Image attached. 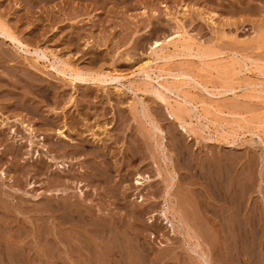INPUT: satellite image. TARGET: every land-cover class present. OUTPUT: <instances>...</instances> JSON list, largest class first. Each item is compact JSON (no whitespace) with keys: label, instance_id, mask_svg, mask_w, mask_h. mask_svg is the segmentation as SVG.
<instances>
[{"label":"rangeland","instance_id":"obj_1","mask_svg":"<svg viewBox=\"0 0 264 264\" xmlns=\"http://www.w3.org/2000/svg\"><path fill=\"white\" fill-rule=\"evenodd\" d=\"M102 1L100 4L90 3V2L87 3V1L86 2L80 1L77 4V3L67 2L66 0H51L48 3L43 2L42 5L40 4L41 2H38V4H35L34 7L29 9L30 11H27L26 10L27 6L26 7L24 6L25 3L22 2V0H0V10L2 12H4L6 15L11 14L10 17L12 16L13 18L14 17L16 18L17 17L16 15H19V14L21 15L23 13L22 14L23 15L22 17L24 18L23 22L22 21L19 22V26L22 29L21 32L23 33L22 34L23 36L25 34H27L28 30L32 29V27H33L34 31L32 33L36 32V36L33 37L34 41L32 42V46L37 45L35 43L38 42L39 47H41V48L47 47V49L51 48V49H53L54 53L56 52L57 55H62L65 51H67V42H66L67 33L70 32V30H72V29H79L83 34L82 37L84 36L82 39H80L78 41V47H77L78 56L77 57H78L79 61H82L83 63L87 62V60L85 58L88 55H84V56H81V55H82L83 51L87 50L86 47L83 46V42L85 44V41H83V40L85 39L88 41V39H90V41H91L90 44H92L93 46L91 45L92 47L90 46L89 50L94 52V59L93 60L95 62L94 63L95 66L97 64V67L102 65L104 68L107 67L106 69H109V68L111 69L112 66H113V68L117 67V64L119 62L121 63V60H122V63H127V64L123 65L124 66L123 68H125V69H121L120 72H123L124 74L126 73V76L129 77L130 79H132L131 82L123 79L122 84L114 83L111 85H107L106 86L107 88L104 86L102 88L96 87L94 85H88V87H83V86L79 87L78 86L77 87L78 90L75 89V91H73L74 89H70L71 86L68 83H66V82H68L67 79L64 80V78H62L60 75H59L60 76L59 77L58 74H55V71H53V69H51L50 67L49 68L47 67L48 69L44 68V65L49 64L46 59H44V60L40 59L39 63H35L34 62V61H36L34 58L35 55H31L34 57H31L29 54L26 55L24 53H23L24 54L23 55L19 51L15 50V49L13 50L11 46H9V47L7 46V49H6V50H8L7 52H10L14 55L12 57L13 59L10 60L11 63L10 62L8 63L9 67H11V68L23 67V68H27V69L29 68L31 70V72H34L39 77L42 76L41 78H44L50 82V85H51L50 88L52 90V100L47 103V102L42 101V99L39 97H34L35 100H33V101L37 107H39L41 110H43L46 113L48 118H50L52 120L55 117L59 118V121H60L59 128L60 129H62L63 123L66 122V121H63L66 119V117L73 118L77 122V128H78L77 132L78 133L79 132L82 133V131L84 130L85 121L86 120L88 122L90 121L92 128L96 132L97 138L100 140L97 139L98 141L94 143L95 148L93 147V148H89V149L90 150H99V149L102 150L104 148L106 150V148L104 147V143L100 142V141H102L101 138L104 139L103 137H105V136H103V135H105L104 134L105 133L104 128L102 127L103 125L102 126L100 125V127L98 129H95V128L98 127L97 126L98 124H103V120H107L106 122L108 125L106 127H108V128L110 126L115 125L116 128L113 129L114 131L111 130L113 135L111 134V131H110V135L112 136V140H114L113 137H115V139H117L118 142L116 143L117 144L116 145V144H114L115 142L112 141V143H111L112 148L111 149H113V152L110 151L111 154L108 155L109 161H111V166H112V170H113V171H111V176H112L111 179L112 180L110 179L108 186L113 185L114 188H117L116 191H118V194H120V196L122 193H125V196L120 197L119 200L114 199V198H112L110 192H108L107 190L104 189L105 184L103 181L95 180L94 181L95 183H94V182H92V181L90 182V180H87L86 178L82 177L85 174L84 175L81 174L82 176L81 175L78 176L77 174H75L76 178L74 176L72 178L75 182L70 181L71 184L69 183V187L71 189L65 195L70 197V200L68 199V201H71V200L74 201L75 199L78 198L77 197L78 196V188L82 187L81 189H85L84 191L86 193H88V194L90 193L89 197L92 199V202L88 201L89 199H87V201H85V202L82 201V203H84V204L88 203L89 204V208L92 210L93 215H91V217H88L87 220L84 219V220H79L77 222L74 221L75 223H73L72 221L69 222L70 224L61 222L60 218L58 217V214L53 209L54 207H52V209H53L52 210L51 207H47L44 204V202L48 201V200L51 201V203H54L56 200H62V199L66 200L64 197L62 198V196H60V195L57 196L54 194H48V189L51 187L52 183H55V180L59 179V176L53 177L52 175H54V173H52L51 175L38 174V173L33 174L32 173V172H34L33 170L31 173H27L25 171V169H23V167H25L27 165H31L32 162L42 163V161H43V163L47 166L49 165V163L45 162V159H44L45 157H43V153H42V155H40V157H38V160L36 159V154H35L36 153L35 150L37 149L36 145H34L32 147L33 149L30 148V150H29L30 152L28 155H27V153L25 154V152H27L26 149H28V145H27L28 142L26 141L27 133L25 131L21 130V128H20L21 132H18V133H21L20 136L22 137V139L17 141L16 139H19L20 137L16 138L15 135L13 137V135L11 133H9L8 126L0 125V129H1L0 130V148L4 149V147H8L10 150L11 147L16 146L20 149V154H21V155L20 154L17 155V157L13 156L11 154L12 152H10L8 154H5V153L0 154V169L3 168V169H6L8 172H10V173L7 172L9 174V175L7 174V177H11V179H12L11 182L10 181L7 182L6 180L3 181L0 178V220H2V222L0 221V223L2 224V225L0 224V226H1L0 227V240L2 241V242H0V248H2L1 249L2 254H0V264L1 263H3V264H13V263L14 264H27L28 263L29 264V262H32V264H35V263L36 264H71V263H69V262H71V259H69L71 257H73L72 258V264H74V263L75 264H84V261H86L85 262L86 264H90V263L94 264L95 262H96L95 264H97L98 262L96 259L97 258L96 253H97L98 239L95 235L96 234L95 231L101 227H109L111 225V222H112L110 217H112V215H116V214L117 215L115 217H120L119 214L122 215L120 217V218L123 217L122 223L126 224V223H129L130 221L132 223L135 221V219H133L134 218L133 214H135L137 211H141V210L146 211L145 214L141 218V224L143 226H145V225L148 226L147 227L148 229H146L147 231H144V236H142V237H144L143 239L146 238L147 242L149 241L148 245L153 248V250L150 253V257L155 258L157 256V254H159L161 252L162 249H165V248H162L159 246V242L166 243L165 242L166 240L164 237L159 236L158 234H156L155 239L148 237L149 232L154 231V227L151 225V223L148 222V219H146L148 217V215L152 214V212L156 213L159 209H162L164 204H168L169 200L171 199V198H169V200L167 199L164 203V201L162 199V192L164 189L163 180L161 179V177L154 175V173H156V165L160 164V166H162L160 168L163 169V168H165V166H164L165 162L162 161L163 159H161L162 158L161 155H160L159 160L153 155L150 142L145 137L140 135L141 134L140 129H142L143 132L145 131L146 132L145 134H147L146 130L151 126L150 123L152 121L151 120L152 118L153 119L156 118V121L159 120V122L157 121L158 122L157 125L161 126V128L164 130L165 136H167L166 137L167 141H165L166 145H167V149H168L167 151L170 152V150H169V149H171L170 144L173 142L175 143V147L177 146V148L179 149L178 150L177 148H175L176 149L175 151H177V152H175V160H176L175 161V172H176L175 175L179 174L176 176V179L178 181L175 179V181H176L175 182L176 183L175 188H174V190H176L175 200H178V202H179V200L182 199L181 201H183L182 203L185 204L186 207H188L189 209L191 207L190 210H192L193 212H196V213L198 212V214L200 216L204 217L203 218L204 220H202V224H203V226L205 225V227L207 225L206 229L208 231L207 233H208L209 238H211L212 236H213L212 238H214V236H217L219 233H221V235H222V242H223L224 247L221 250V252L218 250H217L218 253L214 252L216 255L213 253V256H215V257H213L215 264H217V263L219 264L220 258H218V257H221L223 255L222 254L223 251L233 252V248H231V247H233V243L231 242L232 238H230V237L234 236V238H235L236 236L234 234L233 229L235 227L239 228L240 224H241V226H243V224L245 223L244 222L245 218H246L245 216L249 212L248 207L250 206V204L256 205L254 214H255V218H256L255 220H256V226H257L256 227V229H257L256 234L257 235L255 234L253 238H254V241H255V238H257V240L260 239L258 241L260 243H258L256 240L255 244H257V245L259 244L258 245L259 248L260 247L264 248V129H263V127H264V99H263L264 98V91H263L264 90V60H262V59H264V41H262L263 38H261V40L255 45H252L250 43V41H244V39L247 38V36L251 37V35L253 36L254 34L255 35L258 34L256 32V29L253 27V25H254L253 22H250L251 20L259 19L261 17V18H263V22H264V0H102ZM182 2L185 3L186 5L192 7L189 10L188 16L185 18L179 17L178 12H177L179 9V5L183 4ZM14 4H16L17 6L20 5V7H18V10L20 12L13 13L14 8H17L16 5L14 6ZM163 4L168 5V8L170 9L169 12L164 10V8L162 7ZM142 6H145L148 8V10H149L148 16L147 15L141 16L139 14L140 8ZM23 7L25 9H23ZM198 7L200 9L202 7L207 8V9H212L215 12L220 13L219 15H221L224 18L234 16V18L240 19L241 22L239 23V28L237 30L235 29L234 26H224V29L226 30V32L231 34L230 38H232L233 36H238L236 41H233L229 38H223V40L218 38V35L216 34V30H217L216 24H212L210 21H208L207 18L203 19L202 17H199L198 14L196 13V12H199ZM150 8H152V9H150ZM153 9H154V11L156 10L158 12V18L159 19L152 14L151 10L153 11ZM18 10H16V12ZM66 11L72 13L73 15L74 14H79V15L77 17L73 16L71 18V20H66L65 19V16H66L65 12ZM167 12H168V16L170 15V17H171V18L169 17V19H165L166 17L164 18V16H166ZM27 14H28V16H27ZM50 14H52L53 16H59L61 20L60 19H59L60 21L49 20L50 16H51ZM87 16H88V18L91 17L92 22H90V21L88 22V20H86ZM160 16H161V18H160ZM175 16H177L178 18H180L182 20L183 23H181L180 25L183 24L182 25L183 28L188 33H191L190 35L193 36L196 43L204 45V46H208V48H211L212 51H214V52L215 51L220 52L214 56L211 55V56H209V58H205V59L197 58L196 56L195 57L194 56H188L189 58L187 56H185V57L179 56V57H175L174 59L169 60L168 62L160 61L158 63V65L159 64L166 65L164 67V68H166V70H169V68H171V69L169 71H162L160 69H155L154 73H152V77L155 78L154 75L164 72L163 74L165 76L163 75V77H161V78H167V80L172 81V80H176V79H174V77H172L174 73H178V72L180 73V72H182L181 70H185V71L189 72L187 74V76H185V77L181 76L180 78H178V81L183 80V81L188 82V84L181 86L179 89H175L173 91L166 92L167 96L168 97L170 96L169 101L171 102V104L174 103L173 106L175 105L176 106V107L174 106L175 108H177L179 106L181 109L184 110L182 113L184 115L181 114V116H183L186 123H190V124H186V127L188 129H192V130H190L191 132H190L189 136L184 134L182 131L179 134L180 129L176 125V123H175L176 121L171 119L170 117H168L169 115L166 112L167 111L166 103L160 101L157 97H156L157 98L156 99L154 97L155 95L153 93H152L153 95L149 94L151 92H148V91L143 92V90L139 91L136 89V88H138L137 86L140 85L142 83V80L144 81V79L146 77L139 74V71L134 72L137 75H135L134 73H131L129 71L131 69L132 70L136 69L139 64L144 62L146 56L144 57L143 54H145V53L148 54L149 49L147 48L148 46H146V45H149V43L145 44L144 47L134 48L135 49L134 50L132 47V44L131 43L129 44L128 41H125L126 38H124V37H127L129 32H131V31H132L131 34H135V36L143 34L144 28H145L144 26H146L148 24V22L151 23L150 26H152V29H154V30H155V26L160 24L159 27L157 26L158 27L157 31L152 30V32H154V36L156 35L157 37H160L159 35H161V36L165 35V34L167 35V33L169 34L175 27V22H176ZM12 17H11V19L13 20ZM47 18H48V21H47ZM244 18L246 19V21ZM38 19L40 20L41 23L38 22ZM248 19L250 21H247ZM75 20H78V21H75ZM69 21H71L70 22L71 25H70ZM165 21H167L169 25L166 23L168 26L163 25V29H161V31H160V28L162 25L161 22L163 24H165ZM158 22H160V23L158 24ZM216 22H218L217 19H216ZM222 22H223V20H222ZM35 26H36V28H34ZM136 27H137V30L135 29ZM42 28H43L44 32L42 34H39L38 32ZM87 30L90 33H88ZM214 32H215V34H214ZM92 33L95 36H93ZM103 34H104V36H102ZM108 34H110V35H108ZM85 35H86V38H85ZM65 36H66V38H65ZM107 36H108V39L112 40V41L110 43L106 42V45H105L102 42L103 41L102 38H105ZM215 38H216V40H214ZM242 39H243V41H242ZM118 40L120 41V43ZM217 40H218V43H217ZM243 42H246V43H243ZM94 43H95V45H94ZM219 45H222V46L219 47ZM239 45H241L243 47L241 48V46H239ZM224 46H226V47H224ZM248 46H249V49H248ZM95 47L97 48V50ZM231 47H233V48H231ZM238 48H240V49H238ZM245 48H246V50H243ZM228 50H230V51H228ZM13 51H15V52H13ZM114 51H115V53H114ZM97 53H100V54H97ZM110 53H111V55H110ZM124 53H125V55H124ZM16 54H17V56H16ZM18 54H20L21 57L18 56ZM140 54H141V56H140ZM48 55H49L50 60L52 59L51 61H54L53 57L49 53H48ZM98 55H100V56H98ZM127 56L131 57L130 61H126L124 59V58H127ZM220 56H221V58H220ZM24 58H25V60H24ZM142 58H143V60H142ZM234 58H236V59H234ZM220 60H222V61H220ZM253 60H256V62ZM99 61L101 63H99ZM140 61H141V63H140ZM234 61H235V64H234ZM133 62L137 65L135 66ZM15 63H18V64L16 65ZM30 63H31V65H33V67H31V68L29 67ZM131 63H133V64H131ZM27 64H28V67H27ZM106 64H108V65H106ZM232 64H234V69L228 70V68H230V66ZM253 64H257V65H253ZM104 65H106V67ZM225 65H227L228 68ZM41 66H43V67H41ZM127 66L129 68L131 66L130 70ZM217 67L220 69H218ZM226 68H227V70H226ZM127 69H128V71H127ZM249 69H250V71H249ZM124 70H125V72H124ZM39 72H41V73H39ZM168 72L171 74L170 75L166 74ZM191 76L195 77V79L191 78ZM188 77L190 78V80H188L189 79ZM161 78H159V80H161ZM147 79L149 80V78H147ZM147 79H145V81H148ZM155 80H156V78L151 80L152 84L153 85L155 84V86L159 87L157 80L156 81ZM202 82H203V84H202ZM129 83H131V84H129ZM226 84L228 85L227 89H225L226 87L223 88V86H226ZM114 86L121 87V90H123V91H116ZM140 87H143V86H140ZM5 88L10 89L11 87L9 88V86H6ZM113 88L115 91L113 90ZM160 88L161 87H159V89ZM161 90H163V89H161ZM14 91H17V92L21 91L22 92L23 90L22 89L21 90L20 89H18V90L14 89ZM116 92H118L119 94ZM115 95H116V97H115ZM184 95H186V97ZM117 96L119 99L121 98L120 101L123 100L119 103L120 104L119 106L117 104L118 101L115 99V98H117ZM192 96H194V97H192ZM107 97H110L111 100H109V98H107ZM100 98H102V99H100ZM132 100H133V102L131 103L130 101H132ZM58 101H60L61 103ZM135 101H137L139 104ZM145 101H146V105L149 108L145 105ZM195 101H196V103H195ZM77 102H79V104H77ZM129 102L131 104H129ZM0 103L3 104V102H0ZM208 103H210V105L211 104L212 105L210 106ZM71 104H72V106H71ZM76 104L82 106L83 111L84 110L86 111V112L84 111L87 115V117H84L85 120L83 119V117L80 114L77 113V105ZM132 105L134 106V108ZM142 105H143L144 109L142 108ZM135 106H136V108H135ZM165 107H166V110H165ZM105 109H106V111H105ZM149 109L152 110V113L149 112ZM214 109H216V110H214ZM95 110H96V112L99 111V113H100V111L101 112L105 111L104 116H103L104 118L100 117L99 118L100 122H98V124H96V122H95L96 118L98 117L95 115ZM131 110H133L134 112H132ZM92 112H94V113H92ZM11 113L12 112H9V111H4L2 114L0 113V117H1L0 119H2V116H6V115L12 118L14 114L13 113L11 114ZM99 113H96V114L98 115ZM92 114H94V115H92ZM148 114L150 115V117L148 116ZM10 115H12V116H10ZM125 115H126V117H125ZM132 116H135V117L137 116L136 120H134ZM151 116H152V118H151ZM81 117H82V119H80ZM124 117L126 118V121L124 120L125 119ZM36 118L37 117H30L29 120L32 121L31 124H33V127L36 129L37 136L39 134L38 137L44 136L46 138L47 143H45V144L47 145V147L45 149H48L49 151H51L53 149V145L55 144V142H58L61 140L59 138H56L57 134L55 133L54 130L48 129L44 125L41 127V125H42L40 123L41 121L36 119ZM93 120H94V124H92ZM137 120L140 122H138ZM82 121H83V123H82ZM191 122H193V124H191ZM142 123H144V125ZM119 124H121L122 126ZM123 124H124V126H123ZM147 124H148V126L149 125L150 126L148 127ZM93 125H94V127H93ZM117 127H118V129H117ZM123 127H124V129H123ZM2 128H4V129H2ZM194 128H196V129H194ZM258 128H259V130H258ZM228 129H229V131H228ZM101 130H103V133L101 132ZM174 130H175V132H174ZM115 131H117V132H115ZM119 131H120V133H119ZM235 131L237 132L238 135L236 134ZM97 132H99V133L97 134ZM196 132H198V133H196ZM66 133L69 136H71L69 131H66ZM176 133H178L177 134L178 136H176ZM229 133H231V134H229ZM50 134H52V136H50ZM130 135H132V136H130ZM77 137L79 138L80 136L77 134ZM234 137H235V139H234ZM78 138H76V139L78 141H81V139H80L81 137L79 138L80 140ZM174 139H176V140H174ZM181 139H183V140H181ZM20 141H21V144L19 145ZM128 141H130V142L135 141L134 144L135 145L137 144L136 146L137 147L139 146V149H140L139 154L142 153L141 156L142 157L145 156V157L143 159L144 160L143 162L140 161V159H141L140 158L138 160H135V162H133L130 165L128 171L124 172L126 174V178L128 180L127 179L124 180V178L123 177L120 178L121 175H119V174H121V172L118 171L119 170L118 168L121 165V161H120L118 156L120 155L119 152H120L121 147L123 145H127L128 143H130ZM181 141H183V142H181ZM16 143H18V145H16ZM145 147H146V149H144ZM51 152H52V154L54 153L53 151H51ZM179 153L182 154L183 158L187 159L186 162H190V161L194 160V164H197V167L195 165L196 169L195 168H193L191 170L187 169V168L184 169L185 167L182 164L183 159H182V161H180L181 155L179 156ZM48 154H50V152ZM60 154H61V151H59L57 153L58 161L62 162V160H64V162L69 163L70 167L72 168L69 170V172H68V170H66L65 174L70 173L69 175L72 176L73 173H77V171L75 170L76 168L80 167L81 164L82 165L85 164V162L83 161V157L81 160H77V162L74 161L72 163L69 159L59 157ZM25 155H27V159L23 158V157H25ZM214 155L216 157H214L212 159V157ZM218 155H219V157H218ZM221 156H224V158ZM190 157H191V159H190ZM201 157L203 160L201 159ZM226 157H228V158H226ZM86 158L87 157H85V159ZM218 158L220 159V162H218L217 164L214 163L218 160ZM39 159L41 160V162ZM197 159H198V161H197ZM208 160L210 161V163ZM113 161H114V163H113ZM159 161H161V162L158 163ZM201 161H203V162H201ZM206 161L209 164H207ZM221 161L222 162L224 161V162L222 163ZM152 162L154 164H152ZM228 162H230V163H228ZM161 163H162V165H161ZM236 164H237V166H236ZM214 165H216V166H214ZM208 166L211 169H209ZM132 167H134V168H132ZM142 167H143V169H141ZM200 167L202 169H200ZM213 167H214V169H213ZM49 168H51V167H49ZM237 168L241 169L242 171L241 170L238 171ZM138 169H140L139 171L143 175L150 174V177L152 178V182L151 183L146 182L143 185H136L134 180H133V177L135 175V172L138 171ZM194 169L197 172H195ZM251 170L253 172H251ZM222 171H223V174L221 173ZM224 171H226V172L224 173ZM115 172H117V173H115ZM185 172L187 174L189 173V175L191 174V172H193V174L190 175L192 177L188 176ZM83 173H86V171ZM183 173H185L187 177L186 176L184 177L185 174H183ZM198 173L201 174V176ZM56 174H58V173H56ZM79 174H80V172H79ZM87 174L88 173H86V175ZM197 174H198V176H197ZM209 174H212V175H209ZM213 174L214 175L216 174V175L214 176ZM251 174H253L252 175L253 177L250 176V179H249V175H251ZM59 175H61V174H59ZM235 175H238L237 178ZM199 176H200V178H198ZM216 176H217V178L222 177V176H226L225 181H227L228 183L225 182L226 184L225 183L224 184H225V187L227 188L226 189L227 192L229 191L228 193H231L230 190L232 188L231 187V179L232 178H233L232 179V186L234 184H236L237 190L241 189V190L237 191L235 196H232L229 194V197H228L229 199L231 196L233 198L236 197L235 200H237L240 196L241 203L243 202L242 198L244 200L246 199L242 203V211L243 212H241V214L239 216L241 223H239L240 221H233V220H230L229 223L226 221L229 217L233 216V212L229 211L230 209L228 210V208L226 206H224V208H226V209L223 208V210H220V213H219V210L214 211V208L213 209L210 208V210H205V209L203 210L202 209L204 206V205H202L203 198L199 197V196L207 195V197H205V198H208V197L210 198L209 195L211 194V190H210L211 185H209V182L211 183L213 177L215 178ZM78 178H79V180H78ZM185 178H188V179H185ZM197 179H199L200 182ZM190 180H191V182H190ZM233 180H235V181H233ZM77 181H79V182L82 181L81 182L82 184L80 183L81 186H80V184L76 185ZM195 181H197V182H195ZM242 181H244V184H243V186H240ZM252 181H254V182H252ZM57 182H58V180H57ZM98 182H100V183H98ZM203 182H207V183H203ZM233 182H235V183H233ZM50 183H51V185H50ZM154 183H156V185ZM245 183H246V185H245ZM101 184H102V186H101ZM227 184H228V187L226 186ZM207 185L210 186V189H209V187H207ZM204 189H205V191H204ZM228 189H230V190H228ZM89 190H90V192H89ZM153 191H156L158 193L156 199H154L157 204H155L153 206V208H155V209L150 210V212H149L150 208L148 205H149L150 201L143 204L142 202L139 201V199H137L136 197H133V195L135 193H142L144 195H148ZM197 192L198 193L200 192L201 195H199ZM242 194H244L243 197H241ZM183 195H186V197ZM35 196H37V197H35ZM159 196H161V197H159ZM248 196H250V198ZM71 197H72V199H71ZM187 197H188V199H187ZM193 197H194V199H192ZM184 199H186V200H184ZM53 200H54V202H53ZM94 200H96V201H94ZM171 200H173V198ZM196 200H198V202ZM204 200H208L211 203H213L214 205L218 204V200H216V201L213 200V202H212V199L211 200L204 199ZM248 200H249V203H248ZM116 201H118V202H116ZM232 201L235 204L236 201H234V200H232ZM115 203H117V204H115ZM191 203H192V205H191ZM121 204H122V206H121ZM243 204H245V205H243ZM98 205H101V207ZM125 205H126V207H125ZM103 206L105 209L103 208ZM199 207H200V209H199ZM216 207L218 208V206H216ZM194 208L195 209L197 208V210H195ZM245 208H247V209H245ZM9 209L12 211H10ZM211 209H212V211H211ZM110 210H113V211H110ZM107 211L108 212L110 211V213H108ZM213 211H214V213H212ZM111 212H115V213L113 214ZM207 213L209 215L212 214L211 215L212 217L208 216ZM217 213H218V215H217ZM230 213H231V215H230ZM100 214H101V216H100ZM220 214H222V216H225V217L227 215L228 216L226 218H223V220H220V217H219V216H221ZM214 215L218 218H215ZM205 216H206V218H205ZM53 217H55V218H53ZM129 217H130V219H129ZM156 217H158V215ZM5 218H6V222L3 223V221H5ZM86 221H88L87 223L89 224V226L86 225L87 224ZM156 221L158 223H160V219H157ZM223 221H224V223H221ZM7 222H8V225L6 226ZM155 222L153 224H155ZM219 222H220V225H219ZM230 222H232V223H230ZM81 223L83 224V226L81 225ZM90 223H92V225H90ZM208 223H210V224H208ZM3 224L5 225V227ZM215 224L216 225L218 224L217 225L218 228ZM79 225L81 226V228ZM149 225H151V227ZM208 225H209V227H208ZM225 226H227V228ZM213 227H214L215 234H214V231L212 232V230H211V229H213ZM244 227H245V224H244ZM244 227H242V228H244ZM57 228H59V230ZM86 228H90L91 231L86 232L84 230ZM64 229H66V230H64ZM71 229H72V231H71ZM90 232H91V235H90ZM231 232H233V233L231 234ZM50 233H51V235H50ZM55 233L57 234L56 236H55ZM63 234H64V236H66V238L63 237ZM230 234H231V236H230ZM52 235H54V236H52ZM79 235L82 237L81 239H80ZM165 235L168 237H171V241H172L170 246L168 245L169 247H166L167 248L166 251L167 252L169 251L167 253L168 257H169V259H168L169 264L171 262H173L174 264L175 263L176 264H188V263H190V264L196 263L197 264V259L195 258L196 256H194L195 254H193L192 252L187 253L188 251L185 249L184 246L180 245L178 239L176 240L177 243H175L176 242L175 237L172 236V233L170 231H168V230L165 231ZM6 236H7V238H6ZM59 237H61L64 240L60 239ZM90 237H92V239ZM7 241H9V243H7ZM43 241L45 243H42ZM75 241H76V243H75ZM5 242L7 243V246H5V244H6ZM91 242H94V245ZM145 242H146V240H145ZM224 243L227 244V247ZM65 244H66V246H65ZM174 244L175 245L178 244V246H175ZM244 244H246V245H244ZM90 245H91V247H88ZM242 245L244 246V250L242 248L243 247ZM12 246H13V248H12ZM246 246H248L247 242H241V245H240L241 249L238 246V248L240 249V252H241L239 254L240 260H239L238 264H242L243 262H245L244 264H246V263L251 264V262H252V264H264V259H263L264 253L261 251V253H258L259 255H257V259H256V257H253L254 259L253 258L252 259L254 261H252L251 257L250 256L248 257V255H250V254L247 253L248 247H246ZM68 247H70V248H68ZM230 248H231V250H230ZM245 248H247V249L245 250ZM93 249H96V251ZM27 250H29V251H27ZM13 251H15V252H13ZM7 252L16 253L18 255V257L12 258V254L7 253ZM244 252H246V253H244ZM28 253H30V254H28ZM88 253L89 254L91 253V255H89ZM24 254H25V256H24ZM81 254H84L83 256L85 259H81V258H83V256ZM2 255H3V257H2ZM26 255L28 256L29 259L28 258L26 259V257H27ZM75 255H78L77 259H75V257H76ZM85 255L86 256L88 255L89 257H86ZM240 255H243V256H240ZM216 256H217V259H216ZM92 257H93V259H92ZM243 257L245 259H242ZM22 258H24V260ZM229 258H230V260H232L231 256ZM13 259H14V262H13ZM170 259H171V261H170ZM246 259H248V260H246ZM1 260L4 261L5 263L1 262ZM243 260H246V261H243ZM6 261H8V262H6ZM77 261H78V263H77ZM256 261L258 263H255ZM259 261H261V262L259 263ZM262 261H263V263H262ZM9 262H11V263H9Z\"/></svg>","mask_w":264,"mask_h":264},{"label":"bare ground","instance_id":"obj_2","mask_svg":"<svg viewBox=\"0 0 264 264\" xmlns=\"http://www.w3.org/2000/svg\"><path fill=\"white\" fill-rule=\"evenodd\" d=\"M49 1L51 0H22V2L25 3V7L27 6L26 10L27 11H30L29 9L34 7L35 4H38V2H41L40 4L42 5L43 2L45 3H48ZM67 2H70V3H77L80 2V1H87L90 2V3H96V4H100L102 0H66ZM61 2V1H60ZM103 2V1H102ZM19 3V2H18ZM183 3V2H182ZM238 3V2H237ZM16 4H14L15 6ZM22 5V6H23ZM233 5V4H232ZM17 6V5H16ZM204 6V5H203ZM18 7L17 8H14V12L13 13H18L20 12L18 10ZM43 7V6H42ZM162 7L164 8V10L166 11H170V9L168 8V5L167 4H163ZM206 7V6H205ZM64 8V7H63ZM192 7L191 6H188L186 5L185 3L183 4H180L179 5V9H178V16L179 17H182V18H185L188 16L189 14V10L191 9ZM3 9V8H2ZM23 9H25L23 7ZM152 9V8H150ZM199 12H196L198 14L199 17H202L203 19L204 18H207L208 21H210L212 24H216V27H217V30H216V34L218 35V38L222 39L223 38H229L233 41H236L237 37L238 36H233L232 38L231 37V34H229L228 32H226V30L224 29V26H234L235 29L237 30L239 28V23L241 22L240 19L238 18H234V16H231V17H228V18H224L222 17L221 15H219L220 13L218 12H215L214 10L212 9H207V8H199ZM16 10H18L16 12ZM234 10V9H233ZM63 11V10H62ZM72 12V11H71ZM152 14L158 18V12L154 9L153 11L151 10ZM168 12L166 14V16H164L165 19H169L170 15L168 16ZM52 13V12H51ZM66 13V16H65V19L66 20H71V18L73 16H78L79 14H72L68 11L65 12ZM64 13V14H65ZM9 14V13H8ZM23 14V13H22ZM16 15L17 17L13 20L11 19L10 15H6L4 12H2L0 10V102H3V104L0 103V113L2 114L4 111H9V112H12L14 115L13 117H9V116H2V119H0V125L2 126H8V130H9V133H11L14 137L17 138V137H20L19 139H16L17 141L22 139V137L20 136L21 133H18V132H21L20 131V128L21 130L25 131L27 133L26 135V141L28 142V149L27 152H25V154L27 153V155L29 154V150L30 148H32L34 145H36L37 149L35 150V154H36V159L38 160V157H40V155H42L43 153V157H45V162H48L49 165H45L42 161V163H34L32 162L31 165H27L25 167H23V169H25V171L27 173H31L32 170L34 172H32L33 174L34 173H38V174H46V175H51L52 173H54V175H52L53 177L54 176H59V179L58 182L57 180H55V183H50L51 187L48 189V194H54V195H60L62 196V198L64 197L66 200H56L54 203H51V201H45L44 204L47 206V207H54V211L58 214V217L60 218V221L63 222V223H69V222H73L75 223L74 221H79V220H87L88 217H91V215H93L92 213V210L89 208V204L86 203H82V201H87V199H89L88 201L92 202V199L89 197V194L86 193L84 190L85 189H81V188H78V200L75 199L74 201H68V199L70 200V197H68L67 195H65L71 188L69 187V183L71 184V182H75L72 178L73 176L75 177L77 174L78 176H80L81 174H85L84 178H86L87 180H90V182H94L95 180L97 181H103L104 184H105V190H107L108 192H110L112 198L114 199H117L119 200L120 197H123L125 196V193H122L121 196L120 194H118V191H116L117 188H114V186L110 185L108 186L109 182H110V179H111V171L112 170V166H111V161H109V157L108 155L111 154L110 151L113 152V149H111V143L112 141L115 142L114 144H116L118 142L117 139L114 138V140H112V136L110 135V131L113 130L115 127L114 126H110L109 128L106 127L108 124H107V120H103V124H98V122H100L99 118L100 117H103L104 116V113L106 111H103L99 113L96 112L95 110V115L98 116L96 118V124H98L97 128L95 129H98L100 127V125L104 128V131H105V137H103L104 139L101 138L102 143H104V147L106 148V150L104 149H99V150H90L89 148H93L94 147V143L97 142L98 139L97 136H96V132L95 130L92 128L91 126V123L90 121L88 122L87 120L85 121V127H84V130L82 131V133H78L77 132V122L73 119V118H69V117H66L65 120L63 121H66L65 123H63L62 125V129L59 128V124H60V121H59V118L55 117L53 120L48 118V116L46 115V113L41 110L39 107H37L35 104H34V97H39L42 99V101L44 102H50L52 100V90L50 88V82L44 78H41L39 76H37L34 72H31V70L28 68H23V67H16V68H11L9 67L8 63L10 62V60H12L13 58V54L10 53V52H7L8 50L7 49V46H11L12 49L14 50H17L19 51L20 53H24V54H29L30 56L31 55H35L34 56H31V57H34L36 61H34L35 63H39L40 59L44 60L46 59L48 61V65H44V68H51L53 69V71H55V74H58V76L60 75L62 78H64V80H68V83L71 88L70 89H74L73 91H75V89H77V87L79 86H83V87H88V85H94L96 87H106L107 85H111V84H114V83H120L122 84V80L125 79L129 82H131L132 79H130L129 77L126 76V73L124 74L123 72H120L121 69H125L123 68L124 66L123 65H126L127 63H122V60H121V63L117 64V67H114L112 66V68L109 70V69H106V65H104L106 68H104L102 65L98 66L97 67V64L95 66V62H94V52L89 50L90 49V46L92 44H90V39L87 40H83L85 41V44L83 42V46L86 47L87 50L83 51L82 52V55L81 56H84V55H88L85 59L87 60L86 63H83L82 61H79L78 59V50H77V47H78V41L80 39H82V32L79 30V29H72L70 30V32L67 33V39H66V42H67V51H65L62 55H57L56 52L54 53L53 49L51 48H48L47 47H39V44L38 42L35 43L37 45L35 46H32V42L34 41L33 40V37L36 36V32L35 33H32L34 31L33 27L32 29L28 30L27 34H25L24 36L22 35L23 33L21 32V28L19 26V22L22 21L23 22V15ZM141 16H144V15H147L149 14V10L147 7L145 6H142L140 8V13H139ZM172 14V13H171ZM176 14V13H175ZM192 14V13H191ZM49 15V14H48ZM50 19L49 20H52V21H60V17L59 16H53L52 14H50ZM28 16V14H27ZM134 17V16H133ZM34 18V17H33ZM86 18V17H85ZM93 18V17H92ZM136 18V17H135ZM145 18V17H144ZM161 18V16H160ZM171 18V17H170ZM248 18V17H247ZM35 19V18H34ZM60 19V20H59ZM131 19V18H130ZM134 19V18H133ZM159 19V18H158ZM216 19L218 20V22H216ZM243 19V18H242ZM245 19V18H244ZM251 19V18H250ZM37 20V19H36ZM86 20H88V22H92L91 20V17L86 18ZM173 20V19H172ZM223 20V22H222ZM47 21H48V18H47ZM74 21V20H73ZM75 21H78V20H75ZM80 21V20H79ZM85 21V20H84ZM151 21V20H150ZM160 21V20H159ZM175 27L174 29L167 35H159L160 37H157L156 35L154 36V32H152V26L150 22H148V24L146 26H144V32L143 34H140L138 36H135V34H131V32H129V34L127 35V37H124L126 38L125 41H128V43L132 44V47L133 49L134 48H138V47H144L145 44L149 43V45H146L148 46L147 48L149 49V52L148 54H143L144 57L146 56L144 62L140 63L136 69L134 70H130L129 68V72L131 73H134L135 71H139V74L145 76L147 78H149L148 81H144L142 80V83L140 85H138L136 88L137 90H143V92H151L149 94H154L155 98L157 97L160 101L166 103L167 105V114L169 115L168 117H170L171 119L175 120L176 122V125L178 126V128L180 129L179 131V134L180 132L182 131L184 134L186 135H190V130L192 129H188L186 127V124H190V123H186L185 122V119L183 118V116H181V114L183 113V109H181L179 106L177 108H175L173 106V104H171V102L169 101V97L167 96L166 92H169V91H173L175 89H179L181 86L183 85H186L188 84V82L186 81H178V78H180L181 76L182 77H185L187 76V74L189 72L185 71V70H181L182 72H178V73H174L172 77H174V79L176 80H172V81H169L167 80V78H161L163 77V73H159V74H156L154 75L157 82H158V85L159 87H161L159 89V87L155 86V84L153 85L152 84V81L153 78L152 77V73H154L155 69H160L162 71H169L171 68H169V70H166V68H164L166 65H161L158 63L160 61H164V62H168L169 60L171 59H174L175 57H179V56H196L197 58H209V56L211 55H216L218 53H220L219 51H212L211 48H208V46H204V45H201V44H198L195 42L194 38L192 35H190L191 33H188L184 28H183V24L180 25L182 22V20L180 18H178L177 16H175ZM246 21V19H245ZM247 21H250L249 19ZM35 22V21H34ZM38 22H40V20L38 19ZM68 22V21H67ZM71 21H69L70 23ZM250 22H253V27L256 29V32L258 33L257 35H251V37L247 36V38L244 39V41H250V43L252 45H255L257 44L261 38H263L262 41H264V22H263V18H259V19H255V20H251ZM25 23V22H24ZM36 23V22H35ZM41 23V22H40ZM95 23V22H94ZM160 22H158L159 24ZM168 22L165 21V24H163L161 22V28H160V31L161 29H163V25H167ZM26 24V23H25ZM38 24V23H37ZM73 24V23H72ZM81 24V23H80ZM153 24V23H152ZM171 24V23H170ZM71 25V23H70ZM160 25V24H159ZM159 25H157L159 27ZM169 25V24H168ZM167 25V26H168ZM28 26V25H27ZM37 26V25H36ZM36 26L34 28H36ZM155 26V30L157 31L158 30V27ZM119 28V27H118ZM70 29V28H69ZM137 30V27L135 28ZM214 29V28H213ZM154 30V31H155ZM37 31V30H36ZM88 31V30H87ZM189 31V30H188ZM213 31V30H212ZM44 32L43 28L38 32L39 34H42ZM25 33V32H24ZM29 33V34H28ZM88 33H90L88 31ZM98 33V32H97ZM126 33V32H125ZM136 33V32H135ZM158 33V32H157ZM93 34V33H92ZM215 34V32H214ZM87 35V34H86ZM86 35H85V38H86ZM110 35V34H108ZM126 35V34H125ZM158 35V34H157ZM65 36V38H66ZM93 36H95L93 34ZM104 36V34L102 35ZM113 36V35H112ZM91 37V36H90ZM99 37V36H98ZM119 39V38H118ZM128 39V40H127ZM102 42L106 45V42H111L112 40H109L108 39V36L105 37V38H102ZM197 40V39H196ZM216 40V38L214 39ZM119 41V40H118ZM150 41V42H149ZM243 41V39H242ZM124 42V41H123ZM122 42V43H123ZM238 42V41H237ZM236 42V43H237ZM120 43V41H119ZM208 43V42H207ZM216 43V42H215ZM217 43H218V40H217ZM240 43V42H239ZM243 43H246V42H243ZM102 44V43H101ZM41 45V44H40ZM95 45V43H94ZM212 45V44H211ZM215 45V44H214ZM218 45V44H217ZM42 46V45H41ZM93 46V45H92ZM91 46V47H92ZM222 46V45H219V47ZM241 46V45H239ZM98 47V46H97ZM118 47V46H117ZM226 47V46H224ZM228 47V46H227ZM243 46H241L242 48ZM55 48V47H54ZM96 48V47H95ZM107 48V47H106ZM109 48V47H108ZM223 48V47H222ZM229 48V47H228ZM233 48V47H231ZM230 48V49H231ZM119 49V48H118ZM240 49V48H238ZM248 49H249V46H248ZM89 50V51H88ZM97 50V48H96ZM95 50V51H96ZM108 50V49H107ZM111 50V49H110ZM131 50V49H130ZM135 50V49H134ZM243 50H246L243 49ZM147 51V50H146ZM230 51V50H228ZM233 51V50H232ZM259 51V50H258ZM15 52V51H13ZM80 52V51H79ZM239 52V51H238ZM18 53V52H17ZM48 53L53 57L54 61H51L50 58H49V55ZM103 53V52H102ZM115 53V51H114ZM225 53V52H224ZM229 53V52H228ZM23 54V55H24ZM97 54H100V53H97ZM37 55V56H36ZM111 55V53H110ZM125 55V53H124ZM142 55V56H143ZM222 55V54H221ZM234 55V54H233ZM17 56V54H16ZM18 56H20V54H18ZM100 56V55H98ZM115 56V55H114ZM141 56V54H140ZM232 56V55H231ZM21 57V56H20ZM27 57V56H26ZM37 57V58H36ZM51 57V58H52ZM110 57V56H109ZM193 57V58H194ZM233 57V56H232ZM245 57V56H244ZM263 57V56H262ZM15 58V57H14ZM19 58V57H18ZM17 58V59H18ZM105 58V57H104ZM189 58V57H188ZM221 58V56H220ZM224 58V57H223ZM230 58V57H229ZM261 58V57H260ZM16 59V58H15ZM96 59V58H95ZM112 59V58H111ZM114 59V58H113ZM126 61H130L131 60V57L127 56V58H124ZM135 59V58H134ZM225 59V58H224ZM223 59V60H224ZM236 59V58H234ZM25 60V58H24ZM81 60V59H80ZM104 60V59H103ZM200 60V59H199ZM246 60V59H245ZM250 60V59H249ZM264 60V59H262ZM101 61V60H100ZM99 61V63H101ZM105 61V60H104ZM113 61V60H112ZM133 61V60H132ZM222 61V60H220ZM256 62V60H253ZM32 62V61H31ZM33 62V63H34ZM137 62V61H136ZM199 62V61H198ZM11 63V62H10ZM19 63V62H18ZM18 63H15L16 65ZM134 63V62H133ZM131 63V64H133ZM181 63V62H180ZM13 64V63H12ZM21 64V63H20ZM23 64V63H22ZM110 64V63H109ZM113 64V63H112ZM163 64V63H162ZM234 64H235V61H234ZM234 64H232L230 66V68L227 67V65H225L228 70H233L234 69ZM242 64V63H241ZM14 65V64H13ZM130 65V64H129ZM134 65L136 66L137 64L134 63ZM250 65V64H249ZM253 65H257V64H253ZM19 66V65H18ZM237 66V65H236ZM259 66V65H258ZM27 67H28V64H27ZM29 67H33V65H29ZM43 67V66H41ZM126 67V68H127ZM172 67V66H171ZM216 67V66H215ZM47 68V69H48ZM174 68V67H173ZM182 68V67H181ZM189 68V67H188ZM205 68V67H204ZM218 68V67H217ZM226 68V70H227ZM259 68V67H258ZM168 69V68H167ZM190 69V68H189ZM216 69V68H215ZM220 69V68H218ZM217 69V70H218ZM128 71V69H127ZM158 71V70H157ZM179 71V70H178ZM220 71V70H219ZM236 71V70H235ZM241 71V70H240ZM250 71V69H249ZM125 72V70H124ZM173 72V71H172ZM200 72V71H199ZM262 72V71H261ZM41 73V72H39ZM220 73V72H219ZM135 74V73H134ZM166 74H171V73H166ZM221 74V73H220ZM227 74V73H226ZM132 75V74H131ZM137 75V74H135ZM192 75V74H191ZM225 75V74H224ZM59 76V77H60ZM165 76V75H164ZM168 76V75H167ZM229 76V75H228ZM224 77V76H223ZM49 78V77H48ZM134 78V77H133ZM159 78H161V80H159ZM189 78V77H188ZM191 78H194L195 77H192ZM221 78V77H220ZM135 80V79H134ZM155 80V81H156ZM190 80V78L188 79ZM192 80V79H191ZM198 80V79H197ZM202 80V79H201ZM200 80V81H201ZM193 82V81H192ZM191 82V83H192ZM196 82V81H195ZM131 84V83H129ZM136 84V83H135ZM203 84V82H202ZM119 85V84H118ZM206 85V84H205ZM217 85V84H216ZM230 85V84H229ZM233 85V84H232ZM6 86H9L10 89H6L5 87ZM69 86V87H70ZM120 86V85H119ZM118 86V87H119ZM129 86V85H128ZM132 86V85H131ZM140 86H143V87H140ZM227 84L226 86H223L226 87L225 89H227ZM231 86V85H230ZM116 87L114 86L115 90L116 91H123L121 90V87ZM213 87V86H212ZM218 87V86H217ZM107 88V87H106ZM113 88V90H114ZM134 88V87H133ZM204 88V87H203ZM208 88V87H207ZM216 88V87H215ZM233 88V87H232ZM14 89H22L23 91H14ZM100 89V88H99ZM109 89V88H108ZM163 89V90H161ZM217 89V88H216ZM234 89V88H233ZM78 90V89H77ZM114 90V91H115ZM134 90V89H133ZM66 91V90H65ZM136 91V90H135ZM221 91V90H220ZM226 91V90H225ZM254 91V90H253ZM264 91V90H263ZM190 92V91H189ZM218 92V91H217ZM227 92V91H226ZM65 93V92H64ZM102 93V92H101ZM118 93V92H116ZM191 93V92H190ZM252 93V92H251ZM119 94V93H118ZM152 94V95H153ZM217 94V93H216ZM220 94V93H219ZM64 95V94H63ZM105 96V95H104ZM109 96V95H108ZM112 96V95H111ZM119 96V95H118ZM115 98L117 101H118V106L120 105L119 103L123 100L120 101V99L118 98ZM186 97V95H184ZM257 96V95H256ZM116 97V95H115ZM179 97V96H178ZM194 97V96H192ZM72 98V97H71ZM109 98V100H111L110 97H107ZM156 98V99H157ZM183 98V97H182ZM262 98V97H261ZM260 98V99H261ZM61 99V98H60ZM102 99V98H100ZM99 99V100H100ZM195 99V98H194ZM264 99V98H263ZM67 100V99H66ZM129 100V99H128ZM158 100V101H159ZM188 100V99H187ZM193 100V99H192ZM63 101V100H62ZM142 101V100H141ZM5 102V103H4ZM60 102V101H58ZM72 102V101H71ZM75 102V101H74ZM109 102V101H108ZM111 102V101H110ZM131 103L133 102L130 101ZM129 102V104H131ZM137 102V101H135ZM144 102V101H143ZM189 102V101H188ZM191 102V101H190ZM200 102V101H199ZM61 103V102H60ZM73 103V102H72ZM138 103V102H137ZM157 103V102H156ZM181 103V102H180ZM196 103V101H195ZM198 103V102H197ZM207 103V102H206ZM77 104H79V102H77ZM76 104V105H77ZM81 104V103H80ZM116 104V105H117ZM135 104V103H134ZM139 104V103H138ZM194 104V103H193ZM210 105V103H208ZM217 104V103H216ZM145 105H146V101H145ZM179 105V104H178ZM212 105V104H211ZM210 105V106H211ZM72 106V104H71ZM133 106V105H132ZM147 106V105H146ZM184 106V105H183ZM218 106V105H217ZM75 107V106H74ZM148 107V106H147ZM146 107V108H147ZM83 107L80 106V105H77V113L80 114L83 119L84 117H87L86 115V111L84 112ZM134 108V106H133ZM132 108V109H133ZM136 108V106H135ZM142 108H143V105H142ZM149 108V107H148ZM76 109V108H75ZM96 109V108H95ZM144 109V108H143ZM142 109V110H143ZM94 110V109H93ZM120 110V109H119ZM134 110V109H133ZM133 110H131L132 112H134ZM137 110V109H136ZM156 110V109H155ZM165 110H166V107H165ZM216 110V109H214ZM51 111V110H50ZM90 111V110H89ZM92 111V110H91ZM121 111V110H120ZM123 111V110H122ZM138 112V111H137ZM136 112V113H137ZM145 112V111H144ZM149 112L152 113V110L149 109ZM148 112V113H149ZM11 113V114H12ZM88 113V112H87ZM94 113V112H92ZM96 113H99L98 115ZM108 113V112H107ZM123 113V112H122ZM150 113V114H151ZM90 114V113H89ZM120 114V113H119ZM139 114V113H138ZM186 114V113H185ZM69 115V114H68ZM79 115V116H80ZM94 115V114H92ZM91 115V116H92ZM117 115V114H116ZM135 115V114H134ZM137 115V114H136ZM153 115V114H152ZM184 115V114H182ZM235 115V114H234ZM242 115V114H241ZM12 116V115H10ZM89 116V115H88ZM148 116L150 117V115L148 114ZM30 117H37L36 119L40 120L41 122V127L44 125L46 128L48 129H51V130H54L55 133L57 134V137L56 138H59L61 141H58V142H55V144L53 145V149L51 151H53L54 153L52 154L51 151H49L48 149H45L47 147V145L45 143H47V140L44 136H41V137H38L37 136V132H36V129L33 127V124H31V120H29ZM59 117V116H58ZM82 117L80 119H82ZM94 117V116H93ZM126 117V115H125ZM124 117V118H125ZM134 120H136L137 116H132ZM156 117V116H155ZM1 118V117H0ZM104 118V117H103ZM102 118V119H103ZM112 118V117H111ZM139 118V117H138ZM152 118V116H151ZM150 118V119H151ZM241 118V117H240ZM123 119V118H122ZM121 119V120H122ZM158 119V118H157ZM208 119V118H207ZM85 120V119H84ZM109 120V119H108ZM111 120V119H110ZM126 121V118L124 119ZM143 120V119H142ZM151 123H150V127H149L146 131H147V134H145L146 132L142 131V129H140V135H142L143 137H145L149 142H150V145H151V149H152V152H153V155L159 160L160 158V155L162 156L161 159H163L162 161L165 162V168H160L162 166H160V164L156 165V173H154L155 176H159L161 177V179L163 180V183H164V189H163V192H162V199L165 203V201L169 198H173V200H169L168 204H164L163 208L162 209H159L156 213H153L148 215V217L146 219H148V222L151 223V225L154 227V231L153 232H149V236L150 238L152 239H155L156 237V234H158L159 236H162L165 238V242L166 243H163V242H159V246L162 247V248H165V249H162L161 252L159 254H157V256L155 258L153 257H150V253L151 251L153 250L152 247H150L148 245V242H147V239H143L144 237V231H147L146 229H148L147 227L148 226H143L141 224V218L142 216L145 214V210H141V211H137L134 215V218L135 221L131 223V221L129 223H122V218H120L122 215L119 214L120 217H115L116 215H112L111 218V225L109 227H101L99 229H97L95 231V235L98 239V242H97V264H169V257H168V252L166 251L167 248L166 247H169L170 244L172 243L171 241V237H168L165 235V231H170L172 233V236L175 237V241L178 239L180 245L184 246L185 249L188 251L187 253L189 252H192L193 254H195L194 256H196L195 258L197 259V264H215L214 262V258L215 256H213V253L220 251L223 249V242H222V235L221 233H219L217 236H214V238H209L208 236V231L205 227V225L203 226L202 224V220H204L202 216H200L198 214V212H193L190 207V209L188 207H186L185 204H183L181 200H175V194H176V190H174L175 188V179H176V176L179 175H175L176 172H175V151L177 148V146L175 147V143H171L170 147L171 149L170 152H168L167 150V145H166V142L167 141V136H165L164 134V130L161 128V126H158V122L159 120L156 121V118L155 119H151ZM102 121V120H101ZM138 121V120H137ZM191 121V120H190ZM62 122V121H61ZM140 122V121H138ZM212 122V121H211ZM83 123V121H82ZM122 123V122H121ZM124 123V122H123ZM233 123V122H232ZM242 123V122H241ZM9 124V125H8ZM94 124V120H93V123ZM138 124V123H137ZM144 125V123H142ZM191 124H193V122H191ZM260 124V123H259ZM262 124V123H261ZM121 125V124H119ZM139 125V124H138ZM142 125V126H143ZM263 125V124H262ZM122 126V125H121ZM124 126V124H123ZM141 126V125H140ZM139 126V127H140ZM195 126V125H194ZM239 126V125H238ZM244 126V125H243ZM258 126V125H257ZM94 127V125H93ZM96 127V126H95ZM242 127V126H241ZM102 128V129H103ZM122 128V127H121ZM128 128V127H127ZM190 128V127H189ZM255 128V127H254ZM260 128V127H259ZM258 128V130H259ZM4 129V128H2ZM118 129V127H117ZM124 129V127H123ZM122 129V130H123ZM196 129V128H194ZM237 129V128H236ZM252 129V128H251ZM264 129V127H263ZM1 130V129H0ZM100 130V129H99ZM227 130V129H226ZM242 130V129H241ZM66 131H69V133L71 134V136H69ZM114 131V130H113ZM138 131V130H137ZM229 131V129H228ZM261 131V130H260ZM100 132V131H99ZM97 132V134L99 133ZM101 132L103 133V130H101ZM117 132V131H115ZM175 132V130H174ZM231 132V131H230ZM236 132V131H235ZM239 132V131H238ZM23 133V132H22ZM120 133V131H119ZM198 133V132H196ZM228 133V132H227ZM226 133V134H227ZM242 133V132H241ZM77 134L81 137H79L81 139V141H78L76 138L77 137ZM101 134V133H100ZM111 134L113 135L112 131H111ZM178 133H176V136ZM231 134V133H229ZM234 134V133H233ZM232 134V135H233ZM237 134V132H236ZM173 135V134H172ZM196 135V134H195ZM224 135V134H223ZM238 135V134H237ZM50 136H52V134H50ZM75 136V137H74ZM99 136V135H98ZM132 136V135H130ZM180 136V135H179ZM228 136V135H227ZM118 137V136H117ZM52 138V137H51ZM78 138V139H79ZM100 138V137H99ZM177 138V137H176ZM79 139V140H80ZM98 139V140H97ZM129 139V138H128ZM235 139V137H234ZM120 140V139H119ZM141 140V139H140ZM146 140V141H147ZM176 140V139H174ZM183 140V139H181ZM142 141V140H141ZM233 141V140H232ZM130 142V141H128ZM135 142V141H134ZM134 142H130L128 143L127 145H123L120 149V152H119V159L121 161V165L119 166V172H121V177L120 178H126V174L124 172L128 171L130 165L135 162V160H138L140 159V161H144V157L141 156L140 153V149H139V146L137 147ZM183 142V141H181ZM36 143V144H35ZM170 143V142H169ZM3 144V143H2ZM21 144V141L19 143V145ZM125 144V143H124ZM144 144V143H143ZM142 144V145H143ZM146 144V143H145ZM16 145H18V143H16ZM117 145V144H116ZM115 145V146H116ZM141 145V146H142ZM140 146V147H141ZM144 146V145H143ZM146 146V145H145ZM179 146V145H178ZM11 147V149L9 150L8 147H4V149L0 148V154H8L10 152H12L11 154L13 156H16L20 154V149L18 147ZM27 147V146H26ZM114 147V146H113ZM169 147V146H168ZM182 147V146H181ZM41 148V149H40ZM95 148V147H94ZM148 148V147H147ZM33 149V148H32ZM146 149V147L144 148ZM178 149V148H177ZM181 149V148H180ZM41 150V151H40ZM179 150V149H178ZM44 151V152H43ZM61 151V154L59 157H62V158H65V159H69L72 163L74 161L77 162V160H81L82 157H83V161L85 162L84 165L81 164L80 167L78 168H74L77 173H73L72 176L69 175V174H65V171L72 169L70 167V164L69 163H66L64 162V160H62V162H59L58 159H57V153ZM117 151V150H116ZM143 151V150H142ZM184 151V150H183ZM50 152V154H48ZM168 152V153H167ZM216 153V152H215ZM21 155V154H20ZM27 155H25V159H27ZM181 155V156H180ZM220 155V154H219ZM218 155V157H219ZM2 156V155H1ZM114 156V155H113ZM151 156V155H150ZM178 156V155H177ZM179 156L181 157V160L183 159V165H184V169H193L195 168V165L197 167V164H194V160L193 161H190V162H186L187 159L183 158L182 157V154L179 153ZM188 156V155H187ZM212 156V155H211ZM12 157V156H11ZM85 157H87L85 159ZM152 157V156H151ZM150 157V158H151ZM186 157V156H185ZM216 157L215 155L212 157V159ZM224 158V156H221ZM14 158V157H13ZM115 158V157H114ZM179 158V157H178ZM195 158V157H194ZM210 158V157H209ZM222 158V159H223ZM228 158V157H226ZM230 158V157H229ZM152 159V158H151ZM191 159V157H190ZM199 159V158H198ZM197 159V161H198ZM202 159V157H201ZM207 159V158H206ZM205 159V160H206ZM40 160V159H39ZM203 160V159H202ZM211 160V159H210ZM224 160V159H223ZM230 160V159H229ZM228 160V161H229ZM15 161V160H14ZM116 161V160H115ZM209 161V160H208ZM232 161V160H231ZM39 162V161H38ZM41 162V160H40ZM69 162V161H68ZM141 162V163H142ZM161 161H159L158 163H160ZM203 162V161H201ZM220 162V159L218 158V160L214 163H218ZM222 162V161H221ZM224 162V161H223ZM222 162V163H223ZM114 163V161H113ZM117 163V162H116ZM207 163V161H206ZM205 163V164H206ZM210 163V161H209ZM207 163V164H209ZM212 163V162H211ZM230 163V162H228ZM29 164V163H28ZM152 164H154L152 162ZM151 164V165H152ZM178 164V163H177ZM200 164V163H199ZM206 164V165H207ZM251 164V163H250ZM13 165V164H12ZM115 165V164H114ZM162 165V163H161ZM212 165V164H211ZM231 165V164H230ZM139 166V165H138ZM154 166V165H153ZM152 166V167H153ZM182 166V165H181ZM180 166V167H181ZM201 166V165H200ZM205 166V165H204ZM213 166V165H212ZM216 166V165H214ZM237 166V164H236ZM51 167V168H49ZM147 167V166H146ZM229 167V166H228ZM235 167V166H234ZM134 168V167H132ZM151 168V167H150ZM204 168V167H203ZM209 168V166H208ZM225 168V167H224ZM232 168V167H231ZM143 169V167L141 168ZM196 169V168H195ZM194 169L195 172H197L196 170ZM198 169V168H197ZM200 169H202L200 167ZM211 169V168H209ZM214 169V167H213ZM216 169V168H215ZM222 169V168H221ZM140 169H138V171L135 172V175L133 177V180L135 182L136 185H143L144 183L146 182H149L151 183L152 182V178L150 177V174L148 175H143L140 173L139 171ZM237 170H241V169H238ZM247 170V169H246ZM88 173L86 175V173H83L85 172ZM123 171V172H122ZM193 171V172H194ZM219 171V170H218ZM242 171V170H241ZM6 169H3L1 168L0 169V178L4 181L6 180L7 182L8 181H12L11 177H7V174L10 173L8 172ZM67 172V173H68ZM80 172V174H79ZM143 172V171H142ZM190 172V171H189ZM193 172H191L190 175L193 174ZM200 172V171H199ZM226 171H224L225 173ZM236 172V171H235ZM234 172V173H235ZM251 172H253L251 170ZM24 173V172H23ZM58 173V174H56ZM117 173V172H115ZM145 173V172H144ZM186 173V172H185ZM183 173V174H185ZM201 173V172H200ZM209 173V172H208ZM223 174V171L221 172ZM228 173V172H227ZM230 173V172H229ZM32 174V175H33ZM61 174V175H59ZM187 174V173H186ZM186 174L184 175V177L186 176ZM199 174V173H198ZM197 174V176H198ZM220 174V173H219ZM9 175V174H8ZM153 175V176H154ZM188 176L189 173L187 174ZM196 175V174H195ZM201 176V174H199ZM204 175V174H203ZM209 175H212V174H209ZM214 175V174H213ZM216 175V174H215ZM214 175V176H215ZM218 175V174H217ZM221 175V174H220ZM225 175V174H224ZM229 175V174H228ZM231 175V174H230ZM243 175V174H242ZM253 174L249 175V179H250V176H252ZM183 176V175H182ZM200 176L198 178H200ZM205 176V175H204ZM233 176V175H232ZM236 178L238 175H235ZM187 177V176H186ZM192 177V176H190ZM226 176H222V177H218L217 176L213 179H212V182L210 183L209 182V185H211V189H210V186L207 185V187H209V189L211 190V194L209 195L210 198L212 199V202L213 200L216 201L218 200V204L214 205L213 203H211L210 201L208 200H204V199H209L211 200L209 197L208 198H205L207 197V195H202V196H199V197H202L203 200H202V205L203 206V210H210V208H214V211H218L219 210V213H220V210H223L224 206H226L228 208L229 211L233 212V216L232 217H229L226 221L229 223L230 220H233V221H240V214L242 211V203L246 200H243V202L241 203V199H240V196L237 200H235V198H233L232 196H235L237 191L238 190H241V189H238L237 190V185L234 184L232 186V179H231V193H228L227 192V188L225 187V178ZM228 177V176H227ZM229 177V178H230ZM253 177V176H252ZM76 178V177H75ZM117 178V177H116ZM228 178V179H229ZM235 178V179H236ZM83 179V178H82ZM81 179V180H82ZM179 179V178H178ZM184 179V178H183ZM185 179H188V178H185ZM254 179V178H253ZM252 179V180H253ZM79 180V178H78ZM112 180V179H111ZM128 180V179H127ZM177 180V179H176ZM180 180V179H179ZM194 180V179H193ZM199 180V179H197ZM230 180V179H229ZM243 180V179H242ZM255 180V179H254ZM31 181V180H30ZM71 181V182H70ZM178 181V180H177ZM189 181V180H188ZM235 181V180H233ZM15 182V181H14ZM82 182V181H81ZM81 182L77 181L76 182V185L80 184ZM124 182V181H123ZM191 182V180H190ZM197 182V181H195ZM200 182V180H199ZM254 182V181H252ZM28 183V182H27ZM95 183V182H94ZM100 183V182H98ZM161 183V182H160ZM203 183H207V182H203ZM225 183V184H224ZM228 183V182H227ZM235 183V182H233ZM251 183V182H250ZM29 184V183H28ZM27 184V185H28ZM48 184V183H47ZM74 184V183H73ZM82 184V183H81ZM80 184V186H81ZM118 184V183H117ZM156 185V183H154ZM199 184V183H198ZM244 184V181L241 182V185L240 186H243ZM248 184V183H247ZM14 185V184H13ZM49 185V186H50ZM85 185V184H84ZM99 185V184H98ZM159 185V184H158ZM161 185V184H160ZM201 185V184H200ZM199 185V186H200ZM246 185V183H245ZM32 186V185H31ZM35 186V185H34ZM100 186V185H99ZM102 186V184H101ZM120 186V185H119ZM228 187V184L226 185ZM116 187V186H115ZM153 187V186H152ZM251 187V186H250ZM76 188V187H75ZM87 188V187H86ZM119 188V187H118ZM240 188V187H239ZM242 188V187H241ZM249 188V187H248ZM156 189V188H155ZM162 189V188H161ZM252 189V188H251ZM91 190V189H90ZM89 190V192H90ZM208 190V189H207ZM244 190V189H243ZM247 190V189H246ZM88 191V190H87ZM93 191V190H92ZM121 191V190H120ZM183 191V190H182ZM205 191V189H204ZM252 191V190H251ZM124 192V191H123ZM241 192V191H240ZM38 193V192H37ZM129 193V192H128ZM180 193V192H179ZM186 193V192H185ZM198 193V192H197ZM207 193V192H206ZM244 193V192H243ZM246 193V192H245ZM73 194V193H72ZM146 194V193H145ZM157 192L156 191H153L151 192L150 194L148 195H144L142 193H135L133 195V197H136L137 199H139L140 202H142L143 204L146 203V202H149V212L150 210H153L155 208H153V206L156 203V201L154 199H156L157 197ZM196 194V193H195ZM199 195H201V193L199 192L198 193ZM229 194L232 195L230 197V199L228 198L229 197ZM182 195V194H181ZM244 194H242L241 197H243ZM249 195V194H248ZM48 196V195H47ZM67 196V197H66ZM72 196V195H71ZM75 196V195H74ZM174 196V197H173ZM186 197V195H183ZM246 196V195H245ZM37 197V196H35ZM46 197V196H45ZM54 197V196H53ZM161 197V196H159ZM179 197V196H178ZM238 197V196H237ZM250 198V196H248ZM47 198V197H46ZM60 198V197H59ZM233 198V199H232ZM245 198V197H244ZM248 198V199H249ZM29 199V198H28ZM56 199V198H55ZM72 199V197H71ZM111 199V198H110ZM109 199V200H110ZM123 199V198H122ZM160 199V198H159ZM188 199V197H187ZM194 199V197L192 198ZM240 199V200H239ZM77 200V201H76ZM125 200V199H124ZM152 200V201H151ZM186 200V199H184ZM236 201L235 204L233 203V201ZM239 200V201H238ZM96 201V200H94ZM99 201V200H98ZM126 201V200H125ZM181 201V202H180ZM189 201V200H188ZM198 202V200H196ZM115 202V201H114ZM118 202V201H116ZM33 203V202H32ZM98 203V202H97ZM248 203H249V200H248ZM103 204V203H102ZM105 204V203H104ZM108 204V203H107ZM110 204V203H109ZM117 204V203H115ZM188 204V203H187ZM192 205V203H191ZM245 205V204H243ZM9 206V205H8ZM35 206V205H34ZM91 206V205H90ZM101 207V205H98ZM122 206V204H121ZM196 206V205H195ZM218 206V208L216 207ZM249 206V205H248ZM255 206L254 204H250V206L248 207L249 209V212L246 214V218H245V227H244V224L243 226H239L238 227H235L233 229L234 231V234H235V238L234 236L233 237H230L232 238L231 242L233 243V247H230L233 248V252H226V251H223L222 252V256L221 257H218L220 258V261H219V264H238L239 263V254L241 253L240 252V245H241V242H247L248 243V251L247 253H249L250 255H248V257L250 256L251 257V260L254 261L253 257H256L257 259V255H259L258 253H261V251L264 253V248H259L257 244H255L257 238H255V241H254V235L257 233L256 232V218H255V214H254V211H255ZM46 207V208H47ZM92 207V206H91ZM99 207V208H100ZM124 207V206H123ZM126 207V205H125ZM146 207V206H145ZM104 208V206H103ZM43 209V208H42ZM50 209V208H49ZM52 209V210H53ZM56 209V210H55ZM98 209V208H97ZM101 209V208H100ZM105 209V208H104ZM130 209V208H129ZM195 209V208H194ZM200 209V207H199ZM211 209V211H212ZM226 209V208H224ZM233 211H232V210ZM247 209V208H245ZM10 210V209H9ZM33 210V209H32ZM197 210V208L195 209ZM12 211V210H10ZM23 211V210H22ZM50 211V210H49ZM110 211H113V210H110ZM110 211L108 213H110ZM129 211V210H128ZM131 211V210H130ZM201 211V210H200ZM214 211L212 213H214ZM2 212V211H1ZM95 212V211H94ZM111 213H115V212H111ZM201 213V212H200ZM226 213V212H225ZM228 213V212H227ZM256 213V212H255ZM9 214V213H8ZM147 214V213H146ZM208 214V213H207ZM206 214V215H207ZM244 214V213H243ZM99 215V214H98ZM125 215V214H124ZM158 215V217H156ZM205 215V214H204ZM212 214H208V216H211ZM218 215V213H217ZM221 216L220 217V220H223V218H226L225 216H222V214H220ZM231 215V213H230ZM101 216V214H100ZM111 216V215H110ZM126 216V215H125ZM130 216V215H129ZM207 216V217H208ZM212 217V216H211ZM215 218H218L214 215ZM55 218V217H53ZM206 218V216H205ZM209 218V217H208ZM4 219V218H3ZM130 219V217H129ZM157 219H160V223H158L156 220ZM244 219V218H243ZM2 222V220H0ZM109 221V220H108ZM124 221V220H123ZM156 221V222H155ZM163 221V222H162ZM211 221V220H210ZM216 221V220H215ZM6 222V218H5V221H3V223ZM9 222V221H8ZM8 222L6 224V226L8 225ZM88 221H86L87 223ZM155 222V224H153ZM204 222V221H203ZM79 223V222H78ZM83 223V222H82ZM81 223V225L83 226V224ZM109 223V222H108ZM107 223V224H108ZM221 223H224L221 222ZM232 223V222H230ZM236 223V222H235ZM241 223V221L239 222ZM238 223V224H239ZM1 224V223H0ZM54 224V223H53ZM70 224V223H69ZM145 224V223H144ZM210 224V223H208ZM234 224V223H233ZM2 225V224H1ZM4 225V224H3ZM57 225V224H56ZM62 225V224H61ZM87 226H89V224L87 223L86 224ZM90 225H92V223H90ZM106 225V224H105ZM151 225H149L151 227ZM216 225V224H215ZM218 225V224H217ZM216 225V226H217ZM219 225H220V222H219ZM223 225V224H222ZM69 226V225H68ZM80 226V225H79ZM224 226V225H223ZM222 226V227H223ZM229 226V225H228ZM236 226V225H235ZM1 227V226H0ZM3 227V226H2ZM5 227V225H4ZM9 227V226H8ZM209 227V225H208ZM212 227V226H211ZM227 228V226H225ZM244 227V228H242ZM81 228V226H80ZM79 228V229H80ZM218 228V226H217ZM221 228V227H220ZM233 228V227H232ZM231 228V229H232ZM52 229V228H51ZM59 230V228H57ZM69 229V228H68ZM230 229V228H229ZM4 230V229H3ZM6 230V229H5ZM56 230V229H55ZM61 230V229H60ZM66 230V229H64ZM86 232H89L91 231L90 228H86L84 229ZM209 230V229H208ZM212 232L214 231V227L213 229H211ZM216 230V229H215ZM219 230V229H218ZM72 231V229H71ZM79 231V230H78ZM54 232V231H53ZM69 232V231H68ZM221 232V231H220ZM58 233V232H57ZM72 233V232H71ZM77 233V232H76ZM147 233V232H146ZM233 232H231L232 234ZM61 234V233H60ZM74 234V233H73ZM79 234V233H78ZM214 234H215V231H214ZM217 234V233H216ZM230 234V236H231ZM51 235V233H50ZM57 234L55 233V236ZM71 235V234H70ZM84 235V234H83ZM90 235H91V232H90ZM257 235V234H256ZM54 236V235H52ZM60 236V235H59ZM80 236V235H79ZM78 236V237H79ZM85 236V235H84ZM14 237V236H13ZM51 237V236H50ZM63 237L66 238V236H64L63 234ZM77 237V236H76ZM227 237V236H226ZM258 237V236H257ZM7 238V236H6ZM60 239H62L61 237H59ZM68 238V237H67ZM82 237L80 236V239ZM84 238V237H83ZM88 238V237H87ZM92 239V237H90ZM4 239V238H3ZM12 239V238H11ZM73 239V238H72ZM71 239V240H72ZM79 239V238H78ZM86 239V238H85ZM84 239V240H85ZM46 240V239H45ZM44 240V241H45ZM52 240V239H51ZM59 240V239H58ZM64 240V239H62ZM66 240V239H65ZM83 240V241H84ZM94 240V239H93ZM146 240V242H145ZM228 240V239H227ZM260 240V239H259ZM257 240V242L259 241ZM14 241V240H13ZM16 241V240H15ZM38 241V240H37ZM42 242V243H45V242ZM60 241V240H59ZM68 241V240H67ZM89 241V240H88ZM96 241V240H95ZM94 241V242H95ZM160 241V240H159ZM230 241V240H229ZM0 242H2L0 240ZM20 242V241H19ZM55 242V241H54ZM65 242V241H64ZM70 242V241H69ZM79 242V241H78ZM94 242H91L93 243L94 245ZM6 243V242H5ZM7 243H9V241H7ZM7 243L5 244V246H7ZM76 243V241H75ZM82 243V242H81ZM89 243V242H88ZM177 243V241L175 242ZM260 243V242H258ZM12 244V243H11ZM74 244V243H73ZM78 244V243H77ZM225 244V243H224ZM15 245V244H14ZM54 245V244H53ZM169 245V246H168ZM175 245V244H174ZM226 247H227V244H225ZM246 245V244H244ZM3 246V245H2ZM40 246V245H39ZM46 246V245H45ZM48 246V245H47ZM66 246V244H65ZM64 246V247H65ZM73 246V245H72ZM175 246H178L175 245ZM239 246V248H238ZM243 246V245H242ZM18 247V246H17ZM51 247V246H50ZM54 247V246H53ZM76 247V246H75ZM81 247V246H80ZM84 247V246H83ZM82 247V248H83ZM86 247V246H85ZM88 247H91L88 246ZM93 247V246H92ZM263 247V246H262ZM8 248V247H7ZM13 248V246H12ZM11 248V249H12ZM24 248V247H23ZM67 248V247H66ZM70 248V247H68ZM79 248V247H78ZM230 248V250H231ZM243 250H244V246L242 247ZM1 249L0 248V254H2L1 252ZM4 249V248H3ZM77 249V248H76ZM84 249V248H83ZM182 249V248H181ZM247 248H245L246 250ZM26 250V249H25ZM67 250V249H66ZM71 250V249H70ZM78 250V249H77ZM90 250V249H89ZM96 251V249H93ZM20 251V250H19ZM18 251V252H19ZM29 251V250H27ZM50 251V250H49ZM68 251V250H67ZM175 251V250H174ZM15 252V251H13ZM13 252H7V253H10L12 254V258L13 257H18V255L16 253H13ZM17 252V253H18ZM75 252V251H74ZM87 252V251H86ZM85 252V253H86ZM219 252V253H220ZM24 253V252H23ZM46 253V252H45ZM65 253V252H64ZM214 253V254H215ZM218 253V252H217ZM246 253V252H244ZM4 254V253H3ZM6 254V253H5ZM19 254V253H18ZM30 254V253H28ZM42 254V253H41ZM72 254V253H71ZM75 254V253H74ZM89 254V253H88ZM95 254V255H96ZM176 254V253H175ZM8 255V254H7ZM21 255V254H20ZM66 255V254H65ZM82 256L84 254H81ZM91 255V253L89 254ZM216 255V254H215ZM264 255V254H263ZM11 256V255H10ZM25 256V254H24ZM27 256V255H26ZM41 256V255H40ZM71 256V255H70ZM75 259H77V256L78 255H75ZM86 256V255H85ZM232 257V260H230L229 257ZM240 256H243V255H240ZM3 257V255H2ZM7 257V256H6ZM23 257V256H22ZM86 257H89L88 255ZM91 257V256H90ZM171 257V256H170ZM188 257V256H187ZM245 257V256H244ZM242 258V259H245V258ZM247 257V258H248ZM21 258V257H20ZM28 258V256L26 257V259ZM53 258V257H52ZM72 258H69L71 259V263L72 264ZM192 258V257H191ZM253 258V259H252ZM263 258V257H262ZM15 259V258H14ZM14 259H13V262H14ZM24 260V258H22ZM29 259V258H28ZM81 259H85L84 256L83 258ZM80 259V260H81ZM93 259V257H92ZM193 259V258H192ZM216 259H217V256H216ZM250 259V258H249ZM264 259V258H263ZM11 260V259H10ZM79 260V259H78ZM219 260V259H218ZM248 260V259H246ZM246 260H243V261H246ZM250 260V261H251ZM76 261V260H75ZM171 261V259H170ZM174 261V260H173ZM1 262H4L1 260ZM8 262V261H6ZM18 262V261H17ZM24 262V261H23ZM36 262V261H35ZM86 261H84V264ZM95 262V261H94ZM175 262V261H174ZM192 262V261H191ZM218 262V261H217ZM261 261H259L260 263ZM5 263V262H4ZM11 263V262H9ZM16 263V262H15ZM26 263V262H25ZM32 264V262H29V264ZM55 263V262H54ZM62 263V262H61ZM78 263V261H77ZM89 263V262H88ZM96 263V262H95ZM94 263V264H95ZM242 263V262H241ZM245 262H243L242 264H244ZM255 263H258L257 261ZM263 263V261H262ZM3 264V263H1ZM14 264V263H13ZM28 264V263H27ZM36 264V263H35ZM75 264V263H74ZM92 264V263H90ZM170 264H174L173 262H171ZM176 264V263H175ZM190 264V263H188ZM196 264V263H195ZM218 264V263H217ZM247 264V263H246ZM252 264V262H251Z\"/></svg>","mask_w":264,"mask_h":264}]
</instances>
